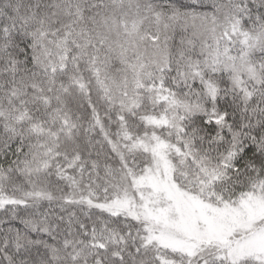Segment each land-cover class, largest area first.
<instances>
[{"label":"snow or ice","instance_id":"obj_1","mask_svg":"<svg viewBox=\"0 0 264 264\" xmlns=\"http://www.w3.org/2000/svg\"><path fill=\"white\" fill-rule=\"evenodd\" d=\"M0 264H264V0H0Z\"/></svg>","mask_w":264,"mask_h":264}]
</instances>
